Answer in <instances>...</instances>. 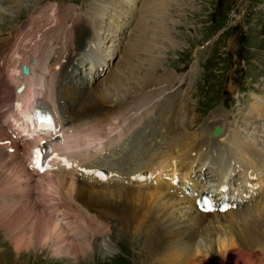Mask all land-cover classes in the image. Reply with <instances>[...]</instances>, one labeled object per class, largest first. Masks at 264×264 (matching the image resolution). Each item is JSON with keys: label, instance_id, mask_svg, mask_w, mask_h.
I'll use <instances>...</instances> for the list:
<instances>
[{"label": "bare ground", "instance_id": "1", "mask_svg": "<svg viewBox=\"0 0 264 264\" xmlns=\"http://www.w3.org/2000/svg\"><path fill=\"white\" fill-rule=\"evenodd\" d=\"M14 1L18 3V0ZM137 1L140 2V6L136 8ZM169 3L170 0H117V3L108 0H94L92 5L101 8L94 10L91 8L85 13L82 21H84L86 28L78 25V30L74 28V31L76 30L75 40L73 37L65 35L66 40L62 41V46L69 45L71 42L73 48H70V51L76 52L75 56L70 57V59L68 57L69 63H71L68 71V66L62 65V63L55 69H53L54 66L51 67L48 64L50 51L47 49L45 52L47 58L39 60L37 64L39 74L27 61L23 63L30 67L28 75L21 74V67H18L19 59L15 60L13 65L11 64V74L17 72L15 82L19 81L18 85L23 84L24 89L19 94H13L11 103L13 105L14 102H17L18 107L6 115L5 118L7 119H3L0 124H8L11 120L15 129V132L11 131V135L16 134L18 137L22 135L25 138L18 142L11 140L10 145L0 147V163L2 162L0 168L6 172H11L8 181H12L9 185L8 195L6 194L10 201L4 200L6 203L0 204V218L2 220L7 218L8 221L12 222L20 219L19 221L25 222L36 216L35 221L38 224L43 220L50 222L53 227L50 234L57 233L60 236L65 234L59 227L61 223L56 218L52 219L53 215L55 217L57 213L60 214L59 211L56 213L50 211L49 215L44 216L45 214L37 211L39 209L31 202L29 207L23 208L21 201H18L19 199L15 195L16 190L21 191L18 183L25 173L24 169L31 171V174L37 173L32 166L31 151L39 146L40 140L49 139L51 135L47 131V133L40 132L32 137L33 125L36 120L26 114V110L29 111L35 103L34 99L40 97L43 102L48 101V113L50 117H57L60 126L61 138L60 141L51 145L53 149L51 150L50 163L58 168L64 163L68 164V162L72 164L74 162L77 164L87 162L86 169L103 164L101 167L99 166V169L105 171L112 169L113 174L117 176L115 180H118L108 181V186L96 185L98 183L96 179H93L96 184L90 181L86 183V175H96L83 172L81 181L80 178L77 181L83 183L77 184L75 181L67 182L65 180L67 172L62 173L64 175L62 176L60 175L61 171H58L57 176L53 178L47 176L46 179H42L45 180V185L42 183L44 181H41L42 189L54 195V199L61 197L59 191L63 187L64 192L67 193V196H64V203L68 208H71V199L78 201L92 212L97 211L102 220L109 219L106 218L109 216L105 215L108 213L111 216H121L123 214L122 209H128L126 214L132 217L134 210L140 209L134 213L142 211L143 214L150 217L147 223L156 225V233L161 237L159 243L162 246L165 242L169 243V246L159 248L163 255L164 264H192L193 260L198 263L200 258L204 263L199 264H250L249 262L253 257L261 259L263 262L260 264H264V200L262 199L264 197V144L258 145L256 143L255 145V140L252 137L243 139L236 122L227 123V129L223 128L222 126L226 123L225 121H228L229 116L223 112L218 113L219 111L214 115L210 114L204 124L198 126L199 132L188 135L189 128H192L196 123V115L192 112L186 122L189 124L184 123L182 131L179 126L183 115L182 102L177 100L178 94L171 98L169 96L164 97L162 102L157 100L152 106L149 103L153 100L154 95L148 96L147 99L150 100H147L149 101L147 103H145V97H140L151 88L156 93L157 91L161 92L160 89L164 87L161 85L164 80L156 81L153 78L156 66L160 62L158 58L153 56L159 51L156 39L162 38L166 42L170 39V33L161 23L165 19V10ZM8 4L13 5V0ZM1 7L2 5H0V9ZM112 9H125V12L116 11L114 14L119 16L114 17L111 13ZM50 13L54 15V8L51 9ZM148 14L151 15L148 16ZM153 18L159 23L155 21L153 24H147L145 22L152 21ZM111 19L114 21L113 25L110 24ZM104 20H108L109 26L112 27L110 32L115 34L112 36H120L119 42L115 40L109 48L103 46V42L108 44L112 40V37L103 36ZM125 24L131 29L129 36L125 37L126 40L121 38L124 34L119 35ZM102 30L103 32H101ZM62 33H64V29L61 27L60 33L54 35L50 42L54 38L60 40ZM71 33L69 32L70 35H72ZM120 40L126 41V45L121 50L119 49L122 58L117 62L115 71H113V83L109 82L107 78L105 83L102 82L103 84L97 89L91 87L88 92L82 89L85 84L95 83L96 76L101 74L100 71L103 66L107 68L113 65L110 61L113 62L114 60L116 47H122ZM167 44L173 46L171 42ZM114 46L116 47L113 49ZM149 51H152L153 54L142 60ZM132 57H136L134 62ZM34 62L35 65L36 61ZM66 63L68 62L66 61ZM83 64L90 66V68L82 72L80 66ZM132 64L135 65V69L143 71V76L139 72L136 73L137 70L132 68ZM108 69H105V73ZM82 73L85 74L83 79L78 77ZM78 79L83 90L82 93L79 88L75 90L72 88L73 84L78 86ZM175 79L180 82L179 78ZM62 88H66V90L63 89L64 94L62 93L61 98L58 93ZM232 88L229 87V89ZM154 92L152 93L154 94ZM253 95L255 97V94ZM157 97L155 96V99ZM139 99L141 105L133 106ZM143 104L144 106L149 104L148 107L150 108L140 112L141 116L134 117L133 114L130 116L127 114L132 110L137 111ZM155 108H157L158 114L152 113V115L150 111L148 112V110ZM184 111L185 114L188 112L187 110ZM60 113L63 115L62 121L59 119ZM65 114L66 119H64ZM68 114L71 116L69 117ZM253 115L262 120L260 126L262 131L254 137H263L260 140L257 138V141L264 143V99H257L256 104L251 107L247 116L249 119L252 117L253 120H256ZM26 120H30V126L27 125ZM56 127L58 128L57 125ZM215 127L222 128L223 133L214 135L213 129ZM8 129L11 130L10 127ZM3 137L4 135L0 134V139H9ZM25 140H35V142L32 147H26L27 153L22 155L21 146ZM9 148L13 149V153H3ZM108 156H117L115 163H108V160H105ZM1 158H9L10 161L5 162ZM193 167H197L196 170L200 172L205 167L210 168L211 173H209L213 179L204 182L210 187H204L192 181L194 177L191 172ZM3 176L9 178L7 173ZM24 179L26 178L24 177ZM163 179L165 181L161 183L160 181ZM143 180L148 185L151 184L150 188L153 187V191L159 194L155 202L151 196H139L141 192L149 193V191H145L148 185ZM131 184L137 185L139 189H131ZM141 187L146 189L140 190ZM22 190L26 191V189ZM205 193H209L211 197L216 196V204L231 197L232 202L237 203V206L228 200L225 204L231 210L226 212L221 209L203 210L200 201H203ZM254 194H258L260 200L256 203H259L258 205L255 204L257 209L252 211L250 206L246 205L248 203L251 205L253 201L256 202ZM174 195L192 202L190 211L194 213V216L186 217V221H179L173 217L170 211H167V207L172 209V206L176 202L178 203L177 200H170ZM161 199L166 200L160 202ZM27 200H29L28 194L23 202H27ZM185 205L188 208V204ZM54 210L56 211V208ZM21 212L25 215L23 216ZM90 219L91 222L92 219ZM193 225H196L197 234H194L196 232L194 228L188 229ZM35 226L37 227V225ZM147 227L150 226L147 225ZM211 228H216L218 231V236L214 235L216 239H211L209 235L202 233L203 231L209 232ZM76 230V227L71 228L69 232L75 234L76 237ZM97 230L93 229V231ZM19 238L22 237H18L16 242L20 240ZM232 238H234L233 242H231ZM94 240L98 242L97 238ZM226 241H230V244H227ZM215 245L221 248L217 255L212 252ZM19 247L14 245L16 250L20 249ZM99 247H101L100 244H92L89 247V243L83 240L82 243H78L72 248L57 250V253L58 255H69L72 249L77 248L83 254L90 248L97 250ZM106 248L112 249L110 240L106 241ZM175 252L177 257H173Z\"/></svg>", "mask_w": 264, "mask_h": 264}, {"label": "rangeland", "instance_id": "2", "mask_svg": "<svg viewBox=\"0 0 264 264\" xmlns=\"http://www.w3.org/2000/svg\"><path fill=\"white\" fill-rule=\"evenodd\" d=\"M93 1L94 0H18L19 6L17 8H14V6L8 4V2L0 4L2 5L0 13L3 12L2 16L0 14V42L5 43V40L10 32L14 33L24 29L22 32L17 33L18 36H23V39H21L16 45V50L13 51L14 58H12L13 60L11 63L9 62V65L6 67L7 69L3 73L4 78H6L4 81H15L14 79L16 77H12L13 75L11 74L10 66L13 65L15 60L19 59L18 67L20 68L24 64L23 62L26 61L27 57L30 55L32 56L33 50L36 47H38L39 51H41L46 46L44 49L50 51L49 56L57 57L56 61H61L63 59L61 57H64L65 55L66 58L67 56H75L76 52L70 51V48H73L71 46V42L69 45L62 46V41L66 40L65 35L71 36L75 40L74 35L76 30H78L77 26H82V28L83 26H86L84 21H82L85 13L91 8L92 10L101 8L94 7V5H92ZM108 1H111L112 3L114 1L117 3V0ZM139 6L140 2L137 1L135 7L137 8ZM7 8L10 10L5 11ZM52 8H54V15L50 13ZM116 11L124 13L125 9H112L111 13L114 17L119 16L114 14ZM55 13H57V16H55ZM165 13V19L161 23L163 24L162 26H165L166 30L170 33V39H168L167 42L163 41L162 38L156 39V45L159 48V51L158 54H154L153 56L156 59L158 58L160 61L153 73V78L156 81L159 80V77L161 80H164V83L161 84L164 87L160 89L161 92L157 91L156 93L153 91V88H151L146 91L147 93L145 92L140 97H145V103H147L149 102L147 100H150L147 99L148 96L154 95V98L151 101L153 104L157 100L158 102H162L164 97L166 98L169 96L171 98L180 93L182 97L179 99V102H182L181 109L183 113L182 122L179 124L180 129L183 131L184 123L189 120L188 118L191 116L192 112L196 115V123L192 126V128H189L188 135L199 132L200 128L198 126L200 124L203 125L204 121H206L210 114L214 115V113L219 111L218 113L223 112V114L225 113L229 116L228 121H225L226 123L222 126L223 128L225 127V129H227V123L236 122L240 136L243 139H249L252 137L255 140V145L256 143L258 145H263V141H257L258 137H254L262 131L260 127L262 123L258 124L257 122V120L261 119H258V117L254 115L256 119L255 121L252 117L249 119L247 115L250 113L251 107L256 104L257 99H264V0H170ZM149 15L151 14H148V16ZM155 21L159 23V21L154 18L152 21L145 22L147 24H153ZM24 22H27L28 25L24 24ZM111 23L112 25L114 24L113 19L110 20V24ZM61 27L64 29L61 39L58 40L57 38H54L50 42L54 35L60 33ZM102 27L104 28L103 36H108V38L112 37V40L108 44L107 42H103L104 47L109 48L115 40L119 42L118 38L120 36H112L115 34L110 32L112 27L109 26L108 20L103 21ZM74 28H76L75 31ZM57 29L58 31H56ZM130 31L131 29L129 26L128 28H122L119 35L122 33L128 37V32ZM69 32H72V35H70ZM101 32H103V30ZM45 41H49L50 43H44ZM168 42H171L173 46L170 45V47L169 44H167ZM120 45L122 47L118 48L121 50L125 47L126 41L120 40ZM115 47L116 46H114L113 49ZM8 48L9 45L6 47L5 52H7ZM49 48L53 49V51ZM118 48L116 47V49ZM25 51H28L27 54ZM63 51H66V53H63ZM126 51L129 52V50ZM7 53L12 54L11 52ZM152 54V51H149L144 55L142 60L146 56H151ZM121 58L120 54L113 62L110 61L113 63V66H109L110 68L112 67L111 72L108 75H102L99 78V81L96 84L94 83L95 85H92V88L97 89L98 86L105 83L104 81H106L107 78L109 82L113 83V71H115L116 64L121 60ZM132 58L134 62L136 57ZM39 60L41 59H37V64L39 63ZM241 60L243 62H241ZM67 62L69 63V59ZM60 63L61 62H56L53 64L52 61L50 66H54L53 69H55ZM83 65L80 67L81 69L84 68L85 71L87 68ZM132 65V68L135 69V65ZM131 66L128 67L131 68ZM109 67L105 68L103 66L100 71L101 74L105 73V69H108ZM89 68L90 66H88V69ZM84 71L82 69V72ZM135 71L136 73L139 72V74L143 76L142 70H138L136 68ZM35 72L37 74L40 73L37 68H35ZM99 76H96V80ZM175 78H179L180 82H178ZM79 81L80 80L78 79L77 85L79 86V91L82 93L83 90L80 87L81 84ZM171 81H175V84H171ZM15 83H17V87L20 82L17 81ZM230 86L233 88L229 89ZM11 88L13 87L11 86ZM63 91L64 90H60L58 93L61 98L64 94ZM152 92H154V94ZM170 92L172 95L169 94ZM253 94H255V97ZM155 96L158 97L155 99ZM1 98L2 94L0 93V99ZM144 104L139 107L137 111L132 110L127 112V114L129 116L133 114L134 117L141 116L140 112L143 110L146 111L150 108H143ZM152 104H150V106H152ZM139 105H141L140 99L133 104V106ZM184 110H187L188 112L185 114ZM149 111L150 114L153 113L155 115L157 113V110L154 109L148 110V112ZM68 116L70 117L71 115L68 114ZM62 118L63 115L60 113L59 119L61 121ZM64 119H66V114ZM186 124L188 125L189 123ZM261 138H258V140ZM29 141L31 142H28L27 144L24 142L22 143V155L27 153L25 148L32 147L35 142V140ZM3 153L5 152L3 151ZM116 158L117 156L112 158L107 157L105 160H108V163H115ZM14 159L18 158L14 157ZM1 160L5 162L10 161L9 158H1ZM1 163L0 166H2ZM65 164L66 163L62 164L58 168L55 167L58 171L61 169L60 175L62 176H64L63 174L67 172L66 167H63ZM194 169L195 168L193 167L191 171L192 175L194 173ZM1 170L2 168H0V204L2 205L6 203L5 201H10V198H7V192L12 181H8L10 179L11 172H6L4 169V172ZM208 170H210V168H208ZM6 173L9 175L8 179L6 176H3ZM69 173V175L68 172L67 175H65V180L67 179V182L73 181L71 180L72 178L75 179L73 177L75 176L74 173ZM57 174L58 173L54 174L53 172L46 174L45 172L40 174V176H36L30 175L26 171V174L24 173L23 176H21L22 179H20L18 183L21 191L16 190L15 195L19 199L18 201H21L23 208L29 207V203L31 202L37 206V209H39L37 211L45 214L44 216L49 215L50 211H54L53 213L59 211L60 214L57 213L55 217L53 215L52 219L56 218V220L61 223L59 227L62 228L65 234L62 236L57 235V233L50 234V231L53 230L50 222L48 220H46L47 222L43 220L38 224L35 221L36 216L33 218L31 217V220L26 219L27 221L25 222L19 221L20 219L12 222L8 221L7 218L4 220L0 218V264H164L163 255L161 254L162 252H160V249L161 247L169 246V243L165 242L163 243V246L159 243V239L161 237L158 236V233H156V225H153V223L150 222L149 224L147 223L148 218L150 217L143 214L142 211L134 213L140 209L134 210L132 213L133 216L130 217L126 214L129 210L122 209L123 214H121V216H111V214L108 213L105 215L109 216L106 217L107 219L109 218V221L102 220L99 218L97 211L92 212L86 208L84 204L81 205L78 201H73L72 199L70 203L71 208H68L64 203V196H67V193H65L66 191L64 192L65 189L63 187L59 191V195L61 197L54 199V195L47 193L41 186V181H44L42 183L45 185V180L42 179H46L47 176L53 178L57 176ZM71 175L72 178H70ZM43 176L44 178H42ZM193 176H195V174ZM24 177L26 179H24ZM79 178L81 179V175L77 177V181ZM77 181L76 183L78 184ZM164 181L165 180L163 179L160 182L164 183ZM145 184L148 185L146 182ZM145 184L140 185L146 186ZM108 185L109 183L102 186ZM134 185L135 184H133V187L135 188L131 189L138 190L139 187ZM13 186L16 185L13 184ZM150 186L152 185L149 184L147 190H145L146 188L144 187H141L140 190H145L146 192L149 191L151 194L146 192L145 193L148 195L143 192L138 193H140L139 196H151L155 202L157 195L159 194L155 193L153 191V187L150 188ZM22 189H27L28 192ZM22 192H25V195L23 194L22 196ZM26 192L29 194V200H27L28 203L23 202V200L27 197ZM4 194L7 195L5 196ZM254 195L256 196V202L253 201L252 205L249 203L246 205L250 206L249 208L252 211H254L255 208L257 209L256 205L259 203H256L260 200L258 194ZM262 199L264 200V197ZM165 200L166 199H161L160 202ZM170 200L178 201V203L176 202V204L172 206V209H168L167 207V211H170L176 220L186 221V217L194 216V213L190 211L192 205L191 201L188 199H182L177 195H174V197ZM185 204H188V208ZM56 205L59 206L57 207ZM51 206L52 208H50ZM78 207L80 208L79 210ZM55 208L56 211L54 210ZM21 214L23 216L25 215L22 212ZM211 216L214 217L213 215ZM90 218L94 220L98 219L101 224V228L99 230L93 231V229H98L99 222L95 221L93 225V221ZM89 219L91 222L88 221ZM69 222L73 223L71 224ZM32 224L33 226L37 225V227L35 226L33 228V226H31ZM147 225L150 227H147ZM75 227L77 229L76 237L75 234H71L69 232L71 228ZM80 227L84 233L80 231ZM192 228H194L195 231L196 225H193L188 229L192 230ZM147 231L150 232L148 233ZM198 231L200 232V230ZM202 233H206V235H209L211 239H216L215 236H218L216 228H211L209 229V232L203 231ZM194 234H197V230ZM90 236H92V240L97 238L98 243L101 241V243H99L101 247L97 249L98 251L90 248L86 251V253L82 254L79 250H77V248H74L69 255H58L57 250L68 249V247L72 248L76 244L82 243L83 240L88 242L89 247H91L92 241ZM18 237L22 238H19L20 240L16 242ZM109 240L112 245V249L106 248V241ZM233 240L234 238L231 239V242H233ZM226 242L227 244H230V241ZM14 245L17 247L20 246V249H14ZM220 249L221 248H218L217 245H215L212 252L217 255ZM173 257H177L176 252ZM251 259L252 260L249 262L250 264H260L263 262L261 259L256 257ZM193 262L194 264H199L201 262L204 263L201 261V258L198 263L195 260H193Z\"/></svg>", "mask_w": 264, "mask_h": 264}, {"label": "water", "instance_id": "3", "mask_svg": "<svg viewBox=\"0 0 264 264\" xmlns=\"http://www.w3.org/2000/svg\"><path fill=\"white\" fill-rule=\"evenodd\" d=\"M222 132V130L214 129L213 133L214 135H219Z\"/></svg>", "mask_w": 264, "mask_h": 264}, {"label": "snow or ice", "instance_id": "4", "mask_svg": "<svg viewBox=\"0 0 264 264\" xmlns=\"http://www.w3.org/2000/svg\"><path fill=\"white\" fill-rule=\"evenodd\" d=\"M204 204H205V206H206V210H210V209H207L208 201H204Z\"/></svg>", "mask_w": 264, "mask_h": 264}]
</instances>
